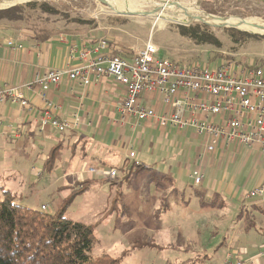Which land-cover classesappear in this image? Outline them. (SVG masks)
I'll return each mask as SVG.
<instances>
[{
	"label": "crops",
	"instance_id": "obj_1",
	"mask_svg": "<svg viewBox=\"0 0 264 264\" xmlns=\"http://www.w3.org/2000/svg\"><path fill=\"white\" fill-rule=\"evenodd\" d=\"M69 27L72 28L67 32L60 31L45 42H37L25 32H14L0 24V86L21 89L32 108L31 111L25 110L19 104L12 103L10 99L0 104V141L12 143L28 139L32 141V146L51 145L48 150L58 146L54 164L55 162L61 164L64 173L62 178L69 179L71 187L79 184L78 189L82 187L83 181H87L89 187L94 181V175L101 173L103 167H107L108 171L124 167L134 161L146 167L135 176L137 177L151 171L153 166L156 176L154 179L161 184L154 188L148 187L157 205L152 214L154 220H159L161 215L159 211H163V215L174 208L182 210L183 207H189L191 204H187L185 200L190 203L193 196L201 209L208 206L212 210L207 216L211 218V223L208 224L211 228L207 230L206 235L207 244L214 246L213 251L220 246L231 248L244 245L245 248L247 244L245 240L248 238L253 241V245L248 251L241 252L246 257L244 259L254 261L255 264H264V242L259 238V234L257 238L256 232L251 231L252 227L264 225V190L260 197L247 200L248 204H240V198H237L243 189L244 194L259 186L264 189V156L260 154L258 147H242L233 152L223 143H218L215 151L208 154L205 152L208 139L192 128L178 132L170 127L158 126L153 119L138 124H135L132 118L121 121L118 108L123 101L124 92L110 79H104L100 85L89 88L63 79L58 87L50 86L48 91L43 93L38 85H31L37 75L53 69H69L79 65L77 53L84 47H94L100 39H108L109 45L113 47L111 49L109 46V49L113 53L116 51L127 61L141 48L124 45L117 36L109 32L110 28L106 29L100 25L95 28L76 25ZM8 43H12V47H9ZM72 49L75 53L71 52ZM208 62L213 66L218 59H209ZM191 97L194 102L201 98L210 102L206 96ZM48 103L55 107L53 117L63 119L76 115L79 119L78 126L60 135L51 128L40 131L38 118ZM142 103L158 115L166 111L163 97L157 93L144 94ZM190 115L198 120L203 119L200 113ZM244 117V115L240 117L243 122ZM221 122L222 117L213 118L214 124ZM32 130L41 133L42 139L34 140L30 133ZM87 145L88 158L81 152ZM148 147L152 149L146 153ZM75 149L79 150L80 154L75 155ZM118 149H125L123 155L118 153ZM130 151L135 153L133 159H128ZM234 153L237 154L232 161ZM115 159L121 161L119 166L109 164ZM238 159H242V165L250 162V171L245 176L242 174V165L237 168ZM198 166L201 167L204 176L200 187L194 186L191 178V174ZM33 171L36 172V169ZM86 174L88 179L84 178ZM118 176L121 177L120 172ZM103 178L98 181L102 183L100 180ZM196 187H199L198 192L194 191ZM116 189L117 192L120 191V188ZM143 193L144 190L139 191L140 195ZM247 211L249 216L246 218ZM210 212L202 213L198 217H205ZM72 220L78 221L77 218ZM261 235H264V230ZM96 238L99 239L97 236ZM206 245H201L203 250ZM99 246L100 239L97 247ZM239 256L242 255L238 252L235 257ZM200 258L207 259V256L199 255L196 259ZM231 259L232 257L224 264L237 262L236 258L235 262Z\"/></svg>",
	"mask_w": 264,
	"mask_h": 264
},
{
	"label": "rangeland",
	"instance_id": "obj_2",
	"mask_svg": "<svg viewBox=\"0 0 264 264\" xmlns=\"http://www.w3.org/2000/svg\"><path fill=\"white\" fill-rule=\"evenodd\" d=\"M100 1L108 6L97 0H0V11L30 2H46L60 10L61 15L57 17L42 16L41 18L51 19V23H54L57 30L62 29L64 25H76L75 21H92L94 24L90 25L110 28L109 32L117 36L120 42L136 48H142L150 35L151 42L158 49L159 58L168 59L181 65H188L189 62L208 63L209 59L220 60L221 57L231 60L238 59L240 64V60L246 57L264 59V36H261L264 35V26L259 25L264 23V0H170L182 4L183 10H187L184 11L185 14L198 10L200 13L215 17L235 19L230 21L235 22L234 29L211 25L223 27L222 29L210 27L211 32L221 43L220 48L208 45L195 46L188 39L182 38L176 31L177 26L198 25L206 23V20L167 19L161 23L157 18V13L146 17L124 16L118 14L127 12L122 10L120 4L118 5L112 0ZM152 1L155 3L154 5L143 9L131 4L126 5L125 1L122 5L131 7L127 9L131 13L151 12L159 9L167 0ZM188 6L193 9H189ZM172 17L176 18L177 16ZM238 19L258 22L257 26L259 27L239 25ZM57 20L58 22H54ZM241 30L256 31L261 35ZM226 31L252 34L250 35L252 38L234 44ZM30 133L35 138L34 140L42 139V134L36 130L30 131ZM29 138H31L30 135ZM50 146L45 144L32 146V141H28V139L12 143L0 141V198L8 193L16 204L32 210H44L46 213H54L59 210L63 200L69 197L72 188L69 179L62 178L64 173L58 162H55L51 170L43 169L48 152H50L48 150ZM151 149L148 147L145 152L149 153ZM117 151L123 155L125 149ZM74 152L75 155L80 154L77 149ZM81 152L88 158V145L83 147ZM236 154H233L232 161ZM104 160L107 161V158ZM149 163L152 164V162ZM109 164L119 166L121 161L115 159ZM240 165H242V159H238L237 168ZM249 165L250 162L242 165L244 176L250 171ZM106 168L103 167L101 173L94 175V181L90 183L89 187L87 185L85 192L74 196L64 213L67 219L77 218L79 222L92 225L94 235L100 239V246L97 247V245L94 248L93 256L98 257L101 254H106L113 259H119L125 254L121 264H224L229 260V256L232 257L231 261L235 262L234 258L238 252L239 255H242L243 260L246 259L241 252L248 251L253 245L251 239L245 240L247 242L246 249L244 245L231 248L220 246L216 251H213V244H207L206 232L211 228L208 226L211 223V218L207 216L211 214L212 210L208 206L201 209L193 196L190 203L185 200L187 204H191L189 207L182 206V210L174 208L163 215V211H159L161 214L159 220H154L152 214L157 205L152 199L148 187L154 188L161 184L154 179L156 176L153 166L151 171H146L135 177L130 183L122 184L119 191L121 194L117 192L118 185L113 184V181L106 183L98 181L107 175ZM35 169L36 172L33 171ZM84 178L88 179V175L86 174ZM199 187L194 188V191L198 192ZM77 189L76 187L75 190ZM142 190L144 193L140 195L139 191ZM246 194H244V189L239 192L237 198H240V204H248L245 199ZM226 210L229 211L227 207ZM207 212L210 213L205 217H198V215ZM223 227L224 225L221 226V229ZM263 230L264 225H257L251 229L252 233L256 232L257 238L259 234V238L264 242V235H261ZM145 242L149 243V247L140 248V245ZM201 245L207 246L205 250ZM199 255H206L207 259L201 262L200 259H196Z\"/></svg>",
	"mask_w": 264,
	"mask_h": 264
},
{
	"label": "built area",
	"instance_id": "obj_3",
	"mask_svg": "<svg viewBox=\"0 0 264 264\" xmlns=\"http://www.w3.org/2000/svg\"><path fill=\"white\" fill-rule=\"evenodd\" d=\"M108 41L100 39L94 47H84L77 53L79 65L49 70L37 75L31 85H38L45 93L50 86L58 87L63 79L83 88L95 87L104 79H110L124 92L118 108L121 121L132 118L138 124L153 119L158 126L170 127L178 132L192 128L208 139L205 144L208 154L215 151L218 143H223L233 152L241 147L257 146L264 156V65L246 67L238 59L228 58H220L213 66L209 62L181 65L159 58L150 35L143 47L127 61L109 49ZM8 46L12 47V43ZM71 52L75 53L74 49ZM151 93L163 97L164 113L158 115L143 105L142 96ZM191 95L209 97L210 102L202 98L194 102ZM9 99L25 110L32 109L21 89L0 86V104ZM54 108L48 103L38 118L40 131L51 128L61 134L78 126L76 115L63 119L53 117ZM193 113H200L203 119L190 115ZM241 115L245 116L244 122L240 119ZM217 116L222 117L220 124L213 123V118ZM134 157V151H130L128 159ZM107 175L114 178L117 171L111 169ZM203 177V171L198 166L191 174L194 186L201 185ZM263 190L259 186L248 192L245 199L261 196ZM236 259L235 264H244L240 256ZM246 261L247 264H254V261Z\"/></svg>",
	"mask_w": 264,
	"mask_h": 264
},
{
	"label": "trees",
	"instance_id": "obj_4",
	"mask_svg": "<svg viewBox=\"0 0 264 264\" xmlns=\"http://www.w3.org/2000/svg\"><path fill=\"white\" fill-rule=\"evenodd\" d=\"M59 15H61L60 10L53 5L46 2H30L1 10L0 24L14 32H25L31 35L34 41L45 42L60 31L70 30L69 25H64L62 29L57 30L54 23H51V19L41 18L42 16L57 17ZM54 22H58V20ZM75 24L76 27H95V25H90L94 24L92 21L79 20L75 21ZM204 24L207 23L188 27L177 26L176 31L182 38L188 39L195 46L208 45L220 48V41L211 32L210 27ZM241 31L258 34L256 31ZM226 33L234 44L252 38L248 34L237 31H226ZM109 46L111 49L113 48L111 45ZM240 62L242 66L246 67L264 65V59L252 57H246ZM57 148L58 146L50 149L43 169H52ZM145 168L132 161L124 167L114 168L117 171L114 178L105 175L100 181L102 183L113 181V184H117L120 188L122 184L130 183ZM119 172L121 177L118 176ZM82 184L85 186L79 190H74V186L77 187L79 184L71 187L72 191L69 197L63 200L59 210L54 213L20 206L12 201L11 195L4 194L6 197L0 198V264H121L125 254L119 259H113L106 254H101L98 257L93 256L98 239L93 233L92 225L67 219L64 216L66 208L74 196L86 191L87 181H83ZM248 213L247 211L245 214L246 218L249 216ZM148 244V242L142 243L140 248L149 247ZM200 261L204 262L205 259L200 258ZM244 264H247L245 259Z\"/></svg>",
	"mask_w": 264,
	"mask_h": 264
},
{
	"label": "bare ground",
	"instance_id": "obj_5",
	"mask_svg": "<svg viewBox=\"0 0 264 264\" xmlns=\"http://www.w3.org/2000/svg\"><path fill=\"white\" fill-rule=\"evenodd\" d=\"M10 1H12V0H10ZM112 1L118 3V5L120 4L119 6H121L122 10L130 12V13H131V11H128L127 9L131 8V7L126 6L128 4L134 5L135 7L139 6L140 9H143L149 5L155 4V3H153L152 0H112ZM123 1L126 2V5L125 4L122 5ZM181 5L182 4H177L176 2H172L170 0H167V1H165V3L163 5H161L159 7V9H155L149 13H150V16L157 13V18L161 23H164V20L166 21L167 19H174V20H178V21H180V20H193V21L194 20L195 21L206 20V23L210 24V25H221L225 28H233L234 27L235 22H230V21L235 20V19H231L228 17L218 18V17L211 16L208 14L200 13L198 10H196L195 12L190 11V14H187V13L185 14L184 11H187V10H183L184 7ZM188 8L193 9V7H191V6H188ZM132 13H139V12H132ZM172 16H177V17L173 18ZM246 20L238 19V21H240V22H238V24L239 25L241 24L242 26H245V27H259V26H257L259 24L258 22L246 21ZM259 25L264 26V23H260ZM217 27H219V26H217ZM223 27H221V28H223ZM255 35H258V34H255ZM261 36H264V35H261Z\"/></svg>",
	"mask_w": 264,
	"mask_h": 264
},
{
	"label": "water",
	"instance_id": "obj_6",
	"mask_svg": "<svg viewBox=\"0 0 264 264\" xmlns=\"http://www.w3.org/2000/svg\"><path fill=\"white\" fill-rule=\"evenodd\" d=\"M98 2H100V3H103V4H105V5H107L106 3H104V2H102V1H100V0H97ZM108 6V5H107ZM118 14H120V15H124V16H132V17H146V16H150V13H149V11H147V12H139V13H130V12H124V13H118ZM218 18H224V17H218ZM203 24V23H202ZM204 25H206V26H208V27H211V28H219V29H222L221 27H217V26H210V25H208V24H204ZM231 29V28H230ZM234 29V28H233ZM247 33V32H246ZM250 35H252V34H250ZM254 36V35H253Z\"/></svg>",
	"mask_w": 264,
	"mask_h": 264
}]
</instances>
